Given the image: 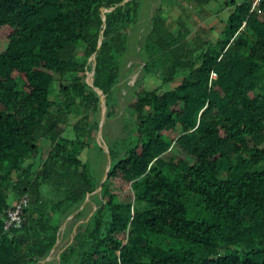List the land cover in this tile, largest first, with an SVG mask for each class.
Returning a JSON list of instances; mask_svg holds the SVG:
<instances>
[{
    "label": "trees",
    "instance_id": "16d2710c",
    "mask_svg": "<svg viewBox=\"0 0 264 264\" xmlns=\"http://www.w3.org/2000/svg\"><path fill=\"white\" fill-rule=\"evenodd\" d=\"M124 1L0 0V33L12 29L0 51V264H42L72 234L57 264H264V0H225L217 40L157 16L138 43L142 2ZM213 1L183 4L209 18ZM93 69L112 158L100 192ZM149 76L161 84L149 90ZM123 87L130 117L112 137ZM10 195L29 203L6 231Z\"/></svg>",
    "mask_w": 264,
    "mask_h": 264
},
{
    "label": "crops",
    "instance_id": "0c3cea01",
    "mask_svg": "<svg viewBox=\"0 0 264 264\" xmlns=\"http://www.w3.org/2000/svg\"><path fill=\"white\" fill-rule=\"evenodd\" d=\"M223 1L225 0L211 2L206 7V9L210 10L211 16L209 18H204L200 15V10L191 13L190 9H186L183 4V0H145V5L142 4L140 20L138 25L135 27V33L133 36L137 37L138 43L139 39L151 31L154 19L157 16H161L169 23H177L179 25L183 24L185 29L190 31L189 38L191 37V39L195 37L197 33H200L204 38H207L209 35L213 40H217L220 38V34L225 28L232 8L230 6H226L225 4L220 6ZM225 13H227V18L223 19V15ZM216 33H218V35H216ZM132 42L134 44V42H136V38H134ZM134 45L136 46V43ZM152 77L159 81V84L157 85L158 87L161 84L160 79L155 76ZM179 81L180 79H178L171 87H175L179 84Z\"/></svg>",
    "mask_w": 264,
    "mask_h": 264
},
{
    "label": "rangeland",
    "instance_id": "374dc122",
    "mask_svg": "<svg viewBox=\"0 0 264 264\" xmlns=\"http://www.w3.org/2000/svg\"><path fill=\"white\" fill-rule=\"evenodd\" d=\"M237 1H239V0H237ZM224 2L225 1H223L220 4V6L223 5ZM142 4L145 5V0H142ZM186 9H188V7ZM223 16H224L223 19H226L227 18V13H225ZM11 32H12V29L9 28V27H5V28L2 29V31L0 33V51L5 50V48L7 47L9 35L11 34ZM221 34H220V36H221ZM216 35H218V33H216ZM131 63L132 62H130L128 64V66H130ZM138 63H139V60H138ZM137 78H138V73L134 72V73L128 74V76L125 78V80H128V83L131 86H134L136 81H137ZM56 79H57V81L55 82L54 87L57 89L59 87L60 80H58L59 77H57ZM122 83H124V81ZM158 84H159V81H157V79L153 78L152 76L151 77L150 76L147 77L146 80H145V87H147L149 90L154 89L155 87H157ZM122 86H123V84H122ZM127 94H128V91L123 87L122 88V96H123V98L121 99V105H120V108H119V112H118L117 116L110 121L108 129H107V133L110 136H112V137L120 135V131H121V127L123 125L124 119L125 118L128 119L130 117L129 105H128L130 100L127 97ZM105 124H106V122H105ZM105 124H104V126H105ZM179 133H180V131L177 130L175 132H170L169 135H170V137H177L179 135ZM97 135H98V133L96 134V140H97ZM101 140L107 146L106 139L104 138V127H103V133H102ZM50 148H51L50 142L43 141V150H42L41 156L38 157V158H43L44 159L47 156ZM88 154H89L88 158L90 159V161L93 163L94 166H96V167H98L100 169V167H101L100 164L102 163V165H103L102 167H104V169L106 170L107 164H108V158L106 156H102L101 160H100V157H98V155H97V153H96V151L94 149L90 150ZM88 154L86 156H88ZM177 154H178V156H180L183 159L186 158V155L184 153H182L181 151H178ZM169 156H170V153L167 154V156H166L167 159L169 158ZM186 159L189 160L190 163H192V164L194 163L193 160L188 159V158H186ZM226 177H227L226 173H222L221 174V178L222 179H225ZM110 184H111V188L115 192L119 193V195L126 196V195H130L131 194L127 184L122 182V181H120V180H113V181L110 182ZM9 203L12 206L15 204L14 197L11 196V195L9 196ZM66 224L67 223H65L63 225L62 235H63V233L66 230ZM75 230H76V227L74 228V232H75ZM72 238H73V234L68 236L67 238H63L61 236V238H60L58 244L56 245L55 249L53 250L49 260L50 261L52 260L54 262V264H57V261L59 259L60 253L63 251L65 246H67V245H69L71 243Z\"/></svg>",
    "mask_w": 264,
    "mask_h": 264
},
{
    "label": "water",
    "instance_id": "95a60500",
    "mask_svg": "<svg viewBox=\"0 0 264 264\" xmlns=\"http://www.w3.org/2000/svg\"><path fill=\"white\" fill-rule=\"evenodd\" d=\"M127 1H128V0H125L123 3H121V5H122V4H125ZM112 10H113V9H110V10H108V9H104V10H103V20H104V21H106V18H107L106 13H107V12H110V11H112ZM102 40H103V37L100 38L99 45L102 44ZM95 57H96V55L93 54V55H92V58H91V60H90L89 62L91 63L92 61H94V60H95ZM93 65H94V67H95V63H93ZM90 75H92V77H94V69H93V71L87 73V79H86V82H87L91 87H94V84H93L94 78H92V82H90V80H89V76H90ZM94 89L98 92V94H99V96H100V100H101V104H102V109H103V110H102V112H103V113H102V120H101V123H100V127H99V131H98V135H97V143H98L99 146L103 149V151L106 153L107 158H108L107 168H106V170H105V173H104V176H103V179H102V182H101V186H100V188L98 189V192H100V191L102 190V184L105 182V180L107 179V177H108V175H109V171H110L111 166H112V158H111V155H110V151H109V149H108V146H106V145L102 142V140H101V138H102V133H103V127H104V124H105V122H106L107 110H108L107 105H106L105 94H104V92H103L101 89H99V88H97V87H94ZM96 209H97V208H95V210H96ZM69 219H71V217H70ZM57 244H58V243H57ZM52 252H53V250H52ZM52 252H51V254H52ZM50 256H51V255H50ZM49 258H50V257H49ZM49 258H47L42 264H44L45 262H47V261L49 260Z\"/></svg>",
    "mask_w": 264,
    "mask_h": 264
},
{
    "label": "built area",
    "instance_id": "2783aa9c",
    "mask_svg": "<svg viewBox=\"0 0 264 264\" xmlns=\"http://www.w3.org/2000/svg\"><path fill=\"white\" fill-rule=\"evenodd\" d=\"M260 0L254 1V6L258 5ZM216 73H212L211 79H216ZM29 203V198L27 195L22 196L11 208L7 210L4 227L6 231H11L14 229H19L22 227L25 216L24 209Z\"/></svg>",
    "mask_w": 264,
    "mask_h": 264
},
{
    "label": "bare ground",
    "instance_id": "6f19581e",
    "mask_svg": "<svg viewBox=\"0 0 264 264\" xmlns=\"http://www.w3.org/2000/svg\"><path fill=\"white\" fill-rule=\"evenodd\" d=\"M91 82H92V79H91Z\"/></svg>",
    "mask_w": 264,
    "mask_h": 264
}]
</instances>
